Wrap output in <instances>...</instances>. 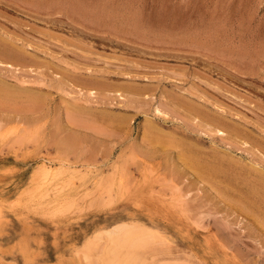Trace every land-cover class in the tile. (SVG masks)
Returning <instances> with one entry per match:
<instances>
[{
	"label": "rangeland",
	"instance_id": "1",
	"mask_svg": "<svg viewBox=\"0 0 264 264\" xmlns=\"http://www.w3.org/2000/svg\"><path fill=\"white\" fill-rule=\"evenodd\" d=\"M32 1L0 0V264H264V0Z\"/></svg>",
	"mask_w": 264,
	"mask_h": 264
},
{
	"label": "bare ground",
	"instance_id": "2",
	"mask_svg": "<svg viewBox=\"0 0 264 264\" xmlns=\"http://www.w3.org/2000/svg\"><path fill=\"white\" fill-rule=\"evenodd\" d=\"M36 1V0H35ZM35 1L33 0L32 2H34L33 4H35ZM38 2H41V0L39 1V0H37ZM44 1H47V0H44ZM31 2V3H32ZM37 2V3H38ZM50 2V1H49ZM52 3H54V2H52ZM41 4V3H40ZM49 4H51V2L49 3ZM37 5V4H36ZM45 5V4H44ZM42 6V5H41ZM41 6H39V7H41ZM46 6V5H45ZM50 6V5H49ZM51 7V6H50ZM26 28V27H25ZM4 33V32H3ZM6 37V36H5ZM21 38V37H20ZM1 37H0V42H1ZM3 39H4V37H3ZM3 42H5L6 43V41L5 40H3ZM5 43H2L1 42V44H4L5 45ZM0 44V45H1ZM7 45V44H6ZM5 45V46H6ZM8 46V45H7ZM6 46V47H7ZM3 47L4 46H1L0 48H2L3 49ZM5 47V48H6ZM9 47V46H8ZM11 47V46H10ZM25 47H28V46H25ZM8 49V48H7ZM7 49H6V51H7ZM11 50H12V48H11ZM14 50V49H13ZM12 50V51H13ZM25 50V49H24ZM5 51V52H6ZM12 51H10V52H12ZM0 52H2V51H0ZM14 52H16V51H14ZM4 53V52H3ZM18 53V52H17ZM1 54V53H0ZM9 54H11V53H9ZM2 55H4V54H2ZM6 55V54H5ZM12 55V54H11ZM18 55H19V53H18ZM22 55V54H21ZM14 56H15V54H14ZM11 57H13V55L11 56ZM16 57V56H15ZM21 57H19V59H20ZM23 58H21L20 60H22ZM17 60V59H16ZM15 60V61H16ZM23 61V60H22ZM19 62V61H18ZM8 65V64H7ZM1 82H3L2 80H1ZM1 84V83H0ZM3 84V83H2ZM2 84H1V86H2ZM2 88H4V87H2ZM23 88V87H22ZM1 90V89H0ZM2 91V90H1ZM3 95V94H2ZM1 97H3V96H1ZM211 123V122H210ZM204 159V158H203ZM203 161V160H202ZM204 161H207V159L206 160H204ZM211 161V160H210ZM214 161L215 160H213V162H210L211 164L212 163H214ZM208 162V161H207ZM206 162V163H207ZM202 163H200V165H201ZM204 164V163H203ZM206 164H204V165H202V166H205ZM217 165V164H216ZM198 166H199V163H198ZM205 167H208V166H205ZM212 167H214V166H212ZM202 168V167H201ZM211 167H209V169H210ZM221 168V167H220ZM224 168V167H223ZM206 170L208 169V168H205ZM217 169V168H216ZM211 170L212 169H210V171L209 172H211ZM214 171V170H213ZM224 171V170H223ZM222 172V171H221ZM220 172V173H221ZM215 173H217V172H215ZM211 174H213V172L211 173ZM223 174V173H222ZM216 175H218V174H216ZM221 175V174H220ZM225 175V174H224ZM213 176V175H212ZM227 176V175H226ZM225 177V176H224ZM1 212V211H0ZM3 220H1V222H2ZM4 222V221H3ZM5 223V222H4ZM2 225H3V223H2ZM5 225V224H4ZM5 228V227H4ZM7 228V227H6ZM105 229V228H104ZM146 233V232H145ZM20 234H23V233H20ZM19 234V235H20ZM27 234V233H26ZM18 235V236H19ZM30 235V234H29ZM105 235L107 236L106 237V241H107V244L106 245H110L112 248H113V250L112 251H110L109 253H110V256L111 257H113V256H115V257H117L118 256V254H117V252H116V250L117 249H123V247H125L126 249H127V258H128V260L131 258L130 257V251L131 250H135V249H137V248H141V244H144L145 243V234H143V233H141L137 228H135V227H133V226H130V225H125V226H123V227H120V226H118V227H115V228H113V230H110V231H108L107 233H105ZM21 237V236H20ZM25 237V236H24ZM21 239V238H20ZM28 240V239H27ZM19 241H21V240H19ZM22 241H23V239H22ZM29 241V240H28ZM21 243V242H20ZM32 243V242H31ZM33 245V244H32ZM36 246V245H35ZM29 247V246H28ZM33 248V247H32ZM107 249H108V247H107ZM21 250V249H20ZM22 251V250H21ZM25 251V250H24ZM22 253V252H21ZM28 253V252H27ZM35 253V252H34ZM107 253H108V250H107ZM23 254V253H22ZM27 254H25L24 256H26ZM32 255V254H31ZM105 255H106V253H105ZM35 256V255H34ZM123 258V257H122ZM115 260V259H114ZM116 260H118V259H116ZM106 264H111V263H108V261H106Z\"/></svg>",
	"mask_w": 264,
	"mask_h": 264
}]
</instances>
